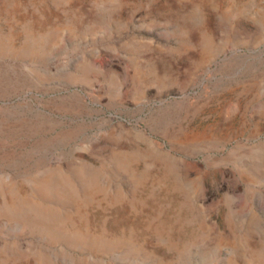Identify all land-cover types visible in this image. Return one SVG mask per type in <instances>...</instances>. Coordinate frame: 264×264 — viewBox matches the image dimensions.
Here are the masks:
<instances>
[{
    "label": "rangeland",
    "instance_id": "1",
    "mask_svg": "<svg viewBox=\"0 0 264 264\" xmlns=\"http://www.w3.org/2000/svg\"><path fill=\"white\" fill-rule=\"evenodd\" d=\"M0 264H264V0H0Z\"/></svg>",
    "mask_w": 264,
    "mask_h": 264
}]
</instances>
